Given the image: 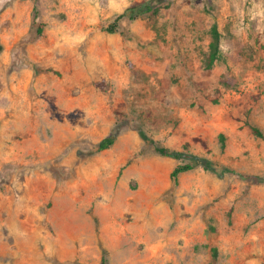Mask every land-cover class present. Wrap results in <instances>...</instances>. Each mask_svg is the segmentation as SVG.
Segmentation results:
<instances>
[{
    "label": "rangeland",
    "instance_id": "374dc122",
    "mask_svg": "<svg viewBox=\"0 0 264 264\" xmlns=\"http://www.w3.org/2000/svg\"><path fill=\"white\" fill-rule=\"evenodd\" d=\"M249 126L264 135V0H0V264H264Z\"/></svg>",
    "mask_w": 264,
    "mask_h": 264
},
{
    "label": "trees",
    "instance_id": "16d2710c",
    "mask_svg": "<svg viewBox=\"0 0 264 264\" xmlns=\"http://www.w3.org/2000/svg\"><path fill=\"white\" fill-rule=\"evenodd\" d=\"M138 10H140V8ZM149 10H151L150 5H145V6H143V8H141L142 12L143 11H149ZM42 27H43V25L36 28V34L37 35H40V33L42 31ZM109 29L111 30V28H109ZM220 40H221V34L219 32V29H218L216 24H212L209 28V41L207 43V49L203 54V59H202V63H201L202 71L206 75L210 73V71L212 70V68H213V66H214V64H215V62L219 56ZM215 101H216V99H215ZM249 128H250V131L252 134L264 139V135L256 127L249 126ZM137 132L144 142L152 144L155 146V150L159 155L172 157V158H176V159L182 155L181 151L170 149V148L158 145V143L153 138L148 136L143 131V129L137 128ZM116 136H117V130L115 129L98 141V143L96 144V147H95L96 150H103V149L110 147L114 143ZM218 139L221 143L223 142L224 138H223V135L221 133L218 134ZM192 167H193V164H191V163L176 165L172 169V171L170 172L171 179L175 180L176 177L180 173H182L186 170H189ZM204 167H205V165H204ZM210 251H211L212 258H215L216 253H217L216 247H212ZM99 264H108L107 258L105 256H102Z\"/></svg>",
    "mask_w": 264,
    "mask_h": 264
}]
</instances>
